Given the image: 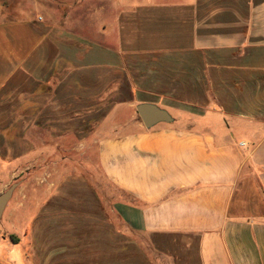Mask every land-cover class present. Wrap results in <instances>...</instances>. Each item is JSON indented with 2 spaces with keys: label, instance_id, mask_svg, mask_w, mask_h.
I'll return each instance as SVG.
<instances>
[{
  "label": "crops",
  "instance_id": "1",
  "mask_svg": "<svg viewBox=\"0 0 264 264\" xmlns=\"http://www.w3.org/2000/svg\"><path fill=\"white\" fill-rule=\"evenodd\" d=\"M10 11L0 178L94 140L121 196L110 210L75 173L16 203L0 264H157L144 241L168 264H264V0L137 6L113 43ZM140 103L179 117L147 129Z\"/></svg>",
  "mask_w": 264,
  "mask_h": 264
},
{
  "label": "rangeland",
  "instance_id": "2",
  "mask_svg": "<svg viewBox=\"0 0 264 264\" xmlns=\"http://www.w3.org/2000/svg\"><path fill=\"white\" fill-rule=\"evenodd\" d=\"M12 16L24 18L41 17L42 23H56L62 27L80 30L89 37L103 42H116L115 30L136 28V7L148 4H163L174 0H2ZM174 117L179 114L169 111ZM139 118V116H138ZM140 119V118H139ZM141 121V119H140ZM88 147L50 145L46 147L44 162L28 164L21 176L15 179L0 178V194L11 185L19 183L12 200L0 221V237L8 234L11 223L7 213L23 201L27 209L33 210L38 200L45 196L44 190L59 179L75 173H83L96 187L102 200L111 210L121 195L106 178L98 164V147L94 140ZM90 142V141H89ZM55 150V156H53ZM59 151V152H58ZM28 194V198L25 196ZM10 231V230H9ZM145 248L157 264H168V260L153 252L144 241Z\"/></svg>",
  "mask_w": 264,
  "mask_h": 264
},
{
  "label": "water",
  "instance_id": "3",
  "mask_svg": "<svg viewBox=\"0 0 264 264\" xmlns=\"http://www.w3.org/2000/svg\"><path fill=\"white\" fill-rule=\"evenodd\" d=\"M136 110L147 129H152L162 123L170 124L175 121V118L168 110L153 103H140L136 106ZM18 185L19 183L13 184L5 192L0 194V221Z\"/></svg>",
  "mask_w": 264,
  "mask_h": 264
},
{
  "label": "trees",
  "instance_id": "4",
  "mask_svg": "<svg viewBox=\"0 0 264 264\" xmlns=\"http://www.w3.org/2000/svg\"><path fill=\"white\" fill-rule=\"evenodd\" d=\"M140 118V117H139ZM10 238L12 239V241L16 242L18 241V238L15 235H10Z\"/></svg>",
  "mask_w": 264,
  "mask_h": 264
}]
</instances>
